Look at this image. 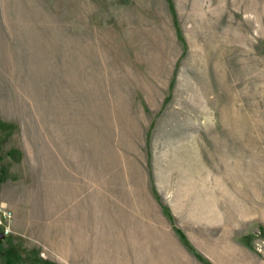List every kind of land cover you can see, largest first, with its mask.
<instances>
[{
	"label": "rangeland",
	"instance_id": "1",
	"mask_svg": "<svg viewBox=\"0 0 264 264\" xmlns=\"http://www.w3.org/2000/svg\"><path fill=\"white\" fill-rule=\"evenodd\" d=\"M107 96L145 132L126 164L148 170L196 264L264 260V0H0L1 154ZM11 212L12 242L45 259Z\"/></svg>",
	"mask_w": 264,
	"mask_h": 264
},
{
	"label": "crops",
	"instance_id": "2",
	"mask_svg": "<svg viewBox=\"0 0 264 264\" xmlns=\"http://www.w3.org/2000/svg\"><path fill=\"white\" fill-rule=\"evenodd\" d=\"M89 101L54 140H8L6 151L20 160L4 157L0 205L26 211V246L56 264H196L148 170L126 164L124 141L144 140L145 132H128L125 108L116 112L109 96L101 110Z\"/></svg>",
	"mask_w": 264,
	"mask_h": 264
},
{
	"label": "trees",
	"instance_id": "3",
	"mask_svg": "<svg viewBox=\"0 0 264 264\" xmlns=\"http://www.w3.org/2000/svg\"><path fill=\"white\" fill-rule=\"evenodd\" d=\"M176 33L179 36V30L176 29ZM14 126L8 123H5L0 120V144L5 141L13 132ZM3 156H8L11 159H14L16 161L20 160V153L17 150L11 149L3 154L0 153V160L3 158ZM8 177V171L6 166H0V183L7 179ZM154 193L157 199H159L158 193L154 189ZM162 211L164 215L168 218V220L173 225L174 217L170 212V209L166 205H162ZM174 230L179 234L182 242L184 245H186L190 250H193L192 245L190 244L188 238L183 233V231L180 228H177L173 225ZM2 242H6V246L2 247ZM0 256L2 259L1 264H21L24 261H29L32 263H41V264H56L52 261H49L47 259H43L41 257H38L37 253L35 251H28L25 248H23L19 243H13L10 235L5 236L4 239H0Z\"/></svg>",
	"mask_w": 264,
	"mask_h": 264
},
{
	"label": "built area",
	"instance_id": "4",
	"mask_svg": "<svg viewBox=\"0 0 264 264\" xmlns=\"http://www.w3.org/2000/svg\"><path fill=\"white\" fill-rule=\"evenodd\" d=\"M13 214L11 210L0 205V230L4 234H9L11 232V221Z\"/></svg>",
	"mask_w": 264,
	"mask_h": 264
},
{
	"label": "water",
	"instance_id": "5",
	"mask_svg": "<svg viewBox=\"0 0 264 264\" xmlns=\"http://www.w3.org/2000/svg\"><path fill=\"white\" fill-rule=\"evenodd\" d=\"M5 235L3 232L0 231V239H4Z\"/></svg>",
	"mask_w": 264,
	"mask_h": 264
}]
</instances>
